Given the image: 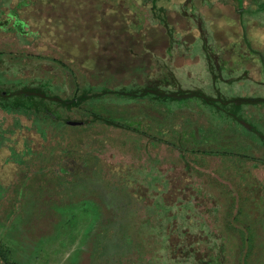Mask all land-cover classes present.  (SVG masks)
<instances>
[{
  "label": "rangeland",
  "instance_id": "1",
  "mask_svg": "<svg viewBox=\"0 0 264 264\" xmlns=\"http://www.w3.org/2000/svg\"><path fill=\"white\" fill-rule=\"evenodd\" d=\"M20 1L0 0V21ZM30 1L18 9L27 34L19 21L14 32L0 28V92L45 88L60 121L0 110V248L9 260L264 264V106L222 113L196 95L166 103L148 94L178 85L264 96L252 81H264V5ZM211 54L213 75L249 77L215 84Z\"/></svg>",
  "mask_w": 264,
  "mask_h": 264
},
{
  "label": "trees",
  "instance_id": "2",
  "mask_svg": "<svg viewBox=\"0 0 264 264\" xmlns=\"http://www.w3.org/2000/svg\"><path fill=\"white\" fill-rule=\"evenodd\" d=\"M150 1L155 4L156 0H150ZM238 2H241V0H238ZM34 3H36V2H34ZM34 3H32L30 0L20 1L19 5H17L14 9L9 11V13H7V15H5V18L0 21V28H5V27L9 26V27H7V30L9 32H14L12 25L15 22L19 21L22 23V26H23L22 32L27 34V32H25V29L28 25L24 19L19 17L18 9L21 6H32V5H34ZM10 15H12L11 18H8ZM203 48H204V50H206V49L208 50V48L205 46H203ZM27 90L39 91V92H41L42 95H39V94L28 95L26 93H22V94L7 97L6 94H9V93L0 92V110L4 111L6 113L19 114V115L24 116L26 118H31V119H33V121H36V122L42 121L41 119L42 118L44 119L45 117L49 118V120L52 118V120L54 122L60 121L58 116L53 117V114L50 113L49 107L46 105L45 98L47 96L48 91L45 88H42L39 86V87L33 88V89H31L29 87H25V89H23V91H27ZM151 90L152 91H148L149 92L148 94L149 95L151 94V96H149L150 99L162 98L161 97L163 95L162 92L161 91L159 92L162 95H160L157 92V91H159V89L157 90V88H153ZM181 92L183 94L189 95L190 97H194L196 95V96L201 97L203 100H205L206 102L211 103V104H213V102H214V99H212L210 96L206 95L204 92L199 91V90L198 91H183L182 90ZM49 98H52V100H51L52 102L58 103V100H56L55 96H50ZM60 104H62L64 106H68V107L76 105V103H74L73 100H71L69 102H62ZM63 123L66 126L78 125V123H76L74 121H70L69 119H66ZM12 156H13L12 158H14V160L17 162L19 157H17L16 153L12 154ZM0 252H1L0 253V259H1L0 264H14L9 260L8 255L5 253V251H4V253L1 251V248H0Z\"/></svg>",
  "mask_w": 264,
  "mask_h": 264
},
{
  "label": "flooded vegetation",
  "instance_id": "3",
  "mask_svg": "<svg viewBox=\"0 0 264 264\" xmlns=\"http://www.w3.org/2000/svg\"><path fill=\"white\" fill-rule=\"evenodd\" d=\"M262 7H263V5H262ZM250 51L255 56H256V54L257 55L259 54L258 50H257L258 51L257 53L255 51H252V50H250ZM204 53L210 54L207 49L204 50ZM206 58H207V62H209L208 60H210L211 62H212V60H216L212 54L208 55ZM258 60H259L258 62L260 63L259 66L261 67V70L264 72V58L261 56ZM219 65L220 64L217 62L216 67H217V69L220 70ZM208 68L210 70L211 66H209ZM212 70L213 69L211 68V74L212 75L210 78L215 84L219 81L223 82L224 84L228 83V82L234 83V81L239 82L242 80H247V77H249L248 74L244 73V75L242 74L241 77L238 78V81H236L235 79H229V81H228V80H225L224 78L218 77L217 75H213L214 73L212 72ZM252 81L254 84H259L262 87H264V81H262V80H260L261 82L259 80H257V81L252 80ZM175 85H176V83H175ZM181 91H182V89L178 88V85H177L175 87V89L172 90V92L170 94L164 93V95H162L161 97L162 98L165 97L164 100L166 101V103L172 102V101L176 100V98H177L176 96H183L184 95ZM186 91H194V90L192 89V90H186ZM219 91L220 90L216 89L215 90V96H213V97L210 96L212 99H214V102L211 105H215L217 108H219V111H221L222 113H238V112L239 113H242V112L247 113L246 108H251V110L252 111L254 110V112H255L256 108H258V107L263 108V106H264V96H253L254 94L252 95L251 93L247 92L244 94L245 96L226 97L225 95H221V93ZM167 94H169V95H167ZM229 106H231V107H229Z\"/></svg>",
  "mask_w": 264,
  "mask_h": 264
},
{
  "label": "water",
  "instance_id": "4",
  "mask_svg": "<svg viewBox=\"0 0 264 264\" xmlns=\"http://www.w3.org/2000/svg\"><path fill=\"white\" fill-rule=\"evenodd\" d=\"M22 93H26L28 95H31V94H39L41 95V92L39 91H35V90H27V91H20V92H17V93H9V94H6V96H13V95H18V94H22Z\"/></svg>",
  "mask_w": 264,
  "mask_h": 264
},
{
  "label": "crops",
  "instance_id": "5",
  "mask_svg": "<svg viewBox=\"0 0 264 264\" xmlns=\"http://www.w3.org/2000/svg\"><path fill=\"white\" fill-rule=\"evenodd\" d=\"M245 2H249L248 4H250V0H245ZM253 2H255L256 4H259V5H264L263 0H252V4H253ZM241 3H244V0H241V2H238V0H237V6H238V4H241ZM208 67H209V62H207V68Z\"/></svg>",
  "mask_w": 264,
  "mask_h": 264
}]
</instances>
